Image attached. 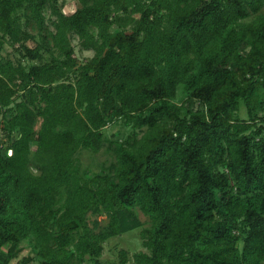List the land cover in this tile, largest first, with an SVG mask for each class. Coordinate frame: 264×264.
Wrapping results in <instances>:
<instances>
[{"label": "trees", "instance_id": "1", "mask_svg": "<svg viewBox=\"0 0 264 264\" xmlns=\"http://www.w3.org/2000/svg\"><path fill=\"white\" fill-rule=\"evenodd\" d=\"M78 1L0 0V264L24 242L20 264H102L136 209L135 264H264V0ZM116 122L134 131L116 163L83 174Z\"/></svg>", "mask_w": 264, "mask_h": 264}, {"label": "rangeland", "instance_id": "2", "mask_svg": "<svg viewBox=\"0 0 264 264\" xmlns=\"http://www.w3.org/2000/svg\"><path fill=\"white\" fill-rule=\"evenodd\" d=\"M60 4L64 5L63 11L66 14L74 13L78 8L81 7V4L78 0H59ZM47 17V28L49 31H53L54 27L52 26L51 12H46ZM25 21V18L23 19ZM30 32L33 33L38 41H41V37L36 26L32 25L30 28ZM72 44L75 49L76 57L81 63L87 62L94 56L93 51L83 50L80 47V43L77 37L72 38ZM30 47H34L32 42L27 44ZM16 47L9 45L8 43L5 45L4 54L9 56L11 59L18 60L21 59V55L16 51ZM48 58V54H45ZM175 103L178 106H184L186 108L199 109L200 104L194 100H188L186 102V97L182 94L178 95ZM239 117L242 119L248 118V112L244 105L240 107V111L238 113ZM147 132V129L144 128L139 130L138 132V140L142 139ZM105 134V147L99 153H93L89 150H79L75 156L76 162L79 165L83 174L87 175H95L101 172H109V168L116 163V153L115 148L120 144L126 143L129 137L133 136L134 131L131 126H125L122 122H116L108 125V127L104 130ZM137 216L141 222V227L125 233L121 236H117L111 238L104 244V252L101 257L102 264H123L120 258L121 251H127L128 253V263L127 264H135L133 261V256L135 253L144 251L145 248L142 247V237L141 232L143 229L149 228L151 225V218L139 209H136ZM89 226L91 229H96L94 226L95 222H99V227L96 229V232H101L106 229L109 219L105 213L100 215H88ZM23 246L25 247L24 251L20 254V256L13 260L11 264H20L21 260L27 256H35V251L32 245L29 242H24ZM83 264H93L90 260H87Z\"/></svg>", "mask_w": 264, "mask_h": 264}]
</instances>
